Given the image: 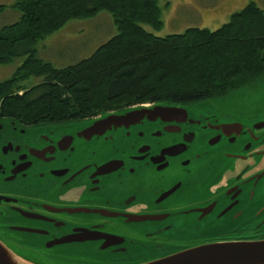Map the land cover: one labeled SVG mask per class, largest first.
Wrapping results in <instances>:
<instances>
[{"label":"flooded vegetation","instance_id":"flooded-vegetation-1","mask_svg":"<svg viewBox=\"0 0 264 264\" xmlns=\"http://www.w3.org/2000/svg\"><path fill=\"white\" fill-rule=\"evenodd\" d=\"M199 102L180 103L186 120L144 118L89 141L79 132L109 114L170 104L58 124L0 114V243L26 263L139 264L264 239V131L228 135L239 119Z\"/></svg>","mask_w":264,"mask_h":264},{"label":"trees","instance_id":"trees-1","mask_svg":"<svg viewBox=\"0 0 264 264\" xmlns=\"http://www.w3.org/2000/svg\"><path fill=\"white\" fill-rule=\"evenodd\" d=\"M19 18L0 29V65L23 62L0 82V114L26 124L64 123L149 103H194L228 95L264 77V10L249 2L215 30L164 37L160 0H15ZM107 11L116 34L91 55L57 68L35 45L72 19ZM31 76L42 81L26 88Z\"/></svg>","mask_w":264,"mask_h":264},{"label":"rangeland","instance_id":"rangeland-1","mask_svg":"<svg viewBox=\"0 0 264 264\" xmlns=\"http://www.w3.org/2000/svg\"><path fill=\"white\" fill-rule=\"evenodd\" d=\"M14 1L0 0V5L9 6ZM249 2H254L264 10V0H160L162 27L159 30L149 25L142 27L158 37L180 34L191 27L215 30ZM19 15L15 9L6 8L0 13V29L14 23ZM115 34L112 16L107 11L87 19H72L35 45L36 56L57 68L65 67L88 57ZM24 58V55H19L10 64L0 65V82L8 79ZM42 79L43 76H31L22 84L29 88ZM227 97L226 100L218 101V105L228 111H264V80L261 79L249 88L237 89Z\"/></svg>","mask_w":264,"mask_h":264},{"label":"water","instance_id":"water-1","mask_svg":"<svg viewBox=\"0 0 264 264\" xmlns=\"http://www.w3.org/2000/svg\"><path fill=\"white\" fill-rule=\"evenodd\" d=\"M262 79L264 80V77ZM259 81H256L254 84H257ZM244 88H249V86ZM227 98H229L227 95L219 98H210L205 102L201 101V104L205 105L204 107H208L209 105L211 107H218L219 111H228L218 105V101L226 100ZM163 103L170 105L155 106L152 109L128 110L121 114H109L101 121L93 122L90 126L81 130L78 135L89 141L92 137L102 136L106 131L111 129L115 130L120 127L127 129L131 125L139 124L144 118L153 121L159 116L166 114L182 115L185 120L187 119V110L180 107V103ZM212 111L215 112V109L212 108ZM228 113L239 119L236 123L226 120L224 130L226 128L229 129L230 133L228 135L239 136L241 130L246 126L250 127V129L246 128V130H248L252 139L256 137L255 131H264V111L253 109L244 113V111L234 112L229 110ZM171 121L180 123L175 119ZM233 140L234 138H231V141ZM206 212L207 210L204 211V213ZM0 264L37 263L21 261L0 243ZM139 264H264V239L204 242Z\"/></svg>","mask_w":264,"mask_h":264}]
</instances>
